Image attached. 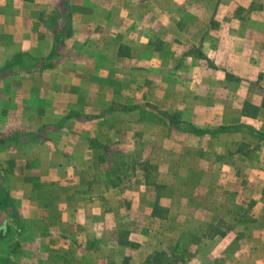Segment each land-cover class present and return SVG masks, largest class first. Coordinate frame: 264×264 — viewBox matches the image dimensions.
<instances>
[{"label":"crops","instance_id":"0c3cea01","mask_svg":"<svg viewBox=\"0 0 264 264\" xmlns=\"http://www.w3.org/2000/svg\"><path fill=\"white\" fill-rule=\"evenodd\" d=\"M127 1L72 0L70 31L62 36V28L54 32L41 20L43 14L50 13V3L59 2L0 0V78L12 76L20 80L16 99L22 102L14 110L18 112L14 116L19 127L32 121L28 132L40 148L31 158L27 153V165L7 166L12 176L11 195L5 188L4 173L0 172V264H121L126 254L133 253L136 257V251L141 249L142 260L151 250L159 248L145 243L156 231L148 218L158 219L152 217V207L148 208L156 196L152 185L143 175L135 176L127 168L118 181L111 177L103 179L105 162L100 156H93L107 146L109 152L114 146L132 147L149 131L164 134L166 127L160 116L149 114L142 119L132 110L138 101L114 89L115 80L120 81L122 90L133 87L135 72L145 75L155 69L164 74L170 72L166 69L168 65L163 64L164 58L160 60L162 52L150 44L154 39L176 43L178 49L173 58L185 52L180 45L186 38L193 43L203 40V53L225 70V78L228 74L236 76L237 83L226 80V85L232 87L235 83L241 90L236 115L225 110L221 118L264 134V0L246 3L223 0L213 7L206 3L197 8L205 12L192 20L193 31L189 35L178 24L179 3H172L176 18H167L165 4L158 0ZM211 8L216 11L214 19L220 26L215 32L211 29L212 19L203 17L211 14ZM166 27L172 29L171 34L165 33ZM214 43H217L215 50ZM16 58L29 64L47 60L48 64L31 70H5L7 63ZM110 58L112 63L107 60ZM172 63L174 72L181 68L176 61ZM198 64L196 58L189 56L182 63L184 69L176 72L196 73L200 70ZM81 67L88 71L87 77L83 78ZM251 80L256 82L255 88ZM167 83L166 78L159 80V89L169 86ZM208 84L212 85L210 81ZM246 104L258 107V113L244 114ZM23 105L28 107V115ZM212 110L210 107L204 111V121L213 119ZM183 119L196 121L194 115L186 113ZM149 121L153 124L149 125ZM44 122H55V126L48 127ZM228 133L178 134L181 138L178 147L191 148L188 160L184 151L178 154L177 145L171 147L173 150L166 148L167 140L162 135L157 154L164 162L168 161L164 159L166 154L173 155L177 163L170 165L176 184L184 186L189 180H195L196 185L200 180L208 182L204 198L197 200L194 191L190 193L188 201L207 206L198 207L195 216L194 210H188L189 218L210 223L220 219L232 221L241 216L238 210L250 203L251 214L247 215L251 219L236 220V232L230 230L222 236L219 262L264 264V170H259L264 166V157L250 155L242 145V141L247 145L255 139L264 144V139L250 130L248 139L238 136L234 139L238 143H228ZM54 136L60 139L45 142ZM183 138L195 145H185ZM32 159L36 161L34 165ZM195 165L198 169L206 167V171L192 174ZM243 165H251L250 176L238 172ZM182 166L190 171L189 175L175 174ZM101 185L103 189L99 188ZM202 187L194 190L198 193ZM217 189L220 194H216ZM139 202L145 203L143 209L134 208ZM177 208H171L173 218L181 217ZM128 226L134 227L130 228L129 240L141 244L135 251L118 240V233ZM157 229L164 231L161 226Z\"/></svg>","mask_w":264,"mask_h":264},{"label":"rangeland","instance_id":"374dc122","mask_svg":"<svg viewBox=\"0 0 264 264\" xmlns=\"http://www.w3.org/2000/svg\"><path fill=\"white\" fill-rule=\"evenodd\" d=\"M158 1L165 4L164 16L167 18H176L177 13L172 9V3H179L180 19L178 20V24L189 35L193 31L192 23L194 19L199 18L201 14H204L205 12L204 10L197 8L204 6L206 3L212 5L211 7H213L214 4L223 0ZM224 1L246 3L248 0ZM52 2H59V4L56 5L50 3V13L47 15L43 14L41 20L43 24L46 23L48 25L47 27L54 32L59 31V29L62 28L61 33L62 36H64L70 31V26L68 23L70 22V16L72 14L70 8L72 0H63L62 2L60 0H52ZM125 3H129V1L125 0ZM147 11L148 10H146L145 13H148ZM215 12L216 11L211 8V14L203 15V17L205 16L212 19L211 29L214 32L220 27L217 20L214 19ZM246 15H248V12ZM150 16L151 14L149 17ZM165 33L171 34L172 29L166 27ZM62 36L60 37L61 39L58 41V44L61 42ZM151 43H153V48L162 52L163 57H160V60L164 58L163 64L168 65L166 69H168L170 72L164 74L162 70L158 71L156 69L152 71L151 74L147 75L142 72H135L132 75L133 87L122 90L120 81L115 80L114 89L118 90L117 92H125L126 96L130 97L129 99H133L135 102L138 101V104H135L132 110L133 112H136L137 115L141 116L142 119H144L149 114L160 116V118L163 120L164 126L166 127L164 134L160 133L158 135L156 134V131H149V134L146 136L142 134L143 139L141 138L140 141H136L132 147L130 146L127 148L123 146H114V148H110L109 152V146H107L101 150L102 152L100 154L95 153V155H93L100 156L102 158V162H105L103 165L106 170L103 171L101 178L109 179V177H111V179L118 181L123 173L124 168H127V171L133 173L135 176L143 175L146 179V182L152 185L151 189L154 191V193H156L153 201L150 200L148 208L150 209V207H152V217H158V219H151L149 217L148 221L150 225L153 226V230H156L157 232L155 231L154 233L150 234L145 243H150L149 246L151 247L154 245H159V248L151 250L148 255H146L141 260L142 250L139 248L141 244L135 240H129L128 237L130 228L134 227L128 226L129 229L127 227L126 229L123 228V230H121L117 235L119 242L124 246H127L128 249L132 251H135L137 248L140 250L136 251L138 252L136 257H134L135 254L133 255V253L132 255L126 254L121 264H125V259H127L130 264H141L150 255L162 250L166 251L167 254L162 257L164 259L159 264H220L219 260L222 250V236H225L228 232H230V230L236 232V220L239 219L241 222H248L251 219V215H247V213H250V203L246 202L245 205L242 206L237 212L238 215L241 216L232 221L220 219L216 223H210L195 218H189L187 216L189 215L188 210H194L192 212L195 216L196 211L199 209L198 207L204 206V208H206L207 206V203L188 201L190 193L194 191L195 198H198L197 200L204 198L206 190L205 186L208 184V182L205 180H200L198 181L200 184L196 185L194 182L195 180H189L184 182V186L176 184V179L173 178L174 172L172 171V165L170 164L172 162L176 164L177 162L172 159V154L165 155L164 159L168 161H160V156L157 154V143L160 141L159 136L165 135V139L168 142L167 143L164 141L166 144L165 147L171 148L174 144L177 145L175 149L178 151V154L184 151L183 156L185 157V160H188V157H190L189 149L191 148L181 149L178 147L181 139L179 138L180 136H178V134L181 133L184 135L188 133H184V125L177 124L176 121L181 122L184 120L183 116L186 113L194 115V118H196L195 123L198 127L209 129L210 131L217 129L222 125L237 126V124H231L221 117L224 115L225 110L228 111L229 115H236L238 112V96H240L241 90L240 88H237L235 84L237 83L236 76L228 74L226 75V79L224 76L225 73L223 72L225 70L222 69L219 64L214 62V60L211 61V59L205 56L203 53V45L205 46L203 40L193 43L190 38H186V41L181 42L180 45L181 51L185 50V52L179 56H175V58H173L175 55L173 53L174 51L177 52L178 49L176 43L160 38L152 40L150 44ZM216 46L217 43H214L213 49L216 48ZM85 51L87 52V46ZM189 56H193V58L197 59L200 70L192 74L188 72H176L180 71V69H184L182 63ZM107 60H109L111 63L113 62L112 58ZM173 60L176 61L181 67L180 69L176 68L175 72L170 67V65L173 64ZM8 63L10 65L7 69H32L40 65L43 66L44 62L29 64L28 62L23 61V59L16 58L15 60L11 59ZM79 70L84 74L82 75L83 78L87 77L88 71L84 70L82 67ZM162 78H166L168 81L167 84L169 86H163L159 89L158 81H161ZM25 80L28 82V76ZM226 80L229 82L235 81V83L232 87H229L228 84L226 85ZM138 81H142V83H139ZM209 81L212 84L211 86L208 84ZM19 82L20 80L18 78H14L12 76L0 78V172L4 173L3 177L6 181L5 188L8 189L9 195H11L10 191H12V176L10 174L9 167L7 166L27 165L25 161V159H27V153L31 158L36 156L38 149H40L37 146L36 141L33 140L32 133L28 132L32 129V121L30 123H22L19 127V123L16 122V117L14 116L16 113H18L14 110L17 109L19 106L18 104L22 102V100L19 101L16 99L18 97L19 88L17 85ZM254 83L256 82L251 80L250 84H252V88H255L253 87ZM256 89L258 90V86ZM36 93H34L35 96ZM189 103L192 105H189ZM173 104H178V107L173 108ZM183 106L184 109H182ZM210 107L213 109V119L211 121H204V111L208 110ZM27 108L28 107L24 105L22 106V109L25 110L26 114L28 113ZM160 110L169 112L175 122L171 121V123L168 124L160 114ZM85 114L88 113L85 112ZM44 123L50 127L55 126V122ZM148 123L149 125L153 124L152 121H149ZM225 132H229L228 136L230 138H226L228 139V143H238L239 141L234 140L238 136L246 139L251 136L250 129L248 130V128L244 126H239L237 129L226 130ZM58 135L61 136L62 134L59 133ZM59 139L60 138L54 136V138H48L45 142L48 144L49 141ZM183 139L186 143L185 145L189 147H193L195 145L194 142L189 141L188 138ZM21 142H23V145H25L23 146ZM245 143L246 142L242 141V145H244L243 149H247L246 151L249 154L252 153L255 156L264 157V144H261L256 139L252 140L247 145H245ZM33 145H36V148H34ZM250 146L252 148H250ZM171 150H173V148H171ZM229 152H232L231 148H229ZM84 157L87 160L88 157L86 154ZM33 160L34 159H32L31 165L36 163V161ZM158 160L160 162H158ZM180 164L181 163H179V165ZM198 168L199 166L195 165L194 170L191 169V173L200 175L202 172L206 171V167L201 169ZM251 169V165H243L240 167V169H238V172L240 174L244 173L245 176H250V174H252ZM259 170H264V166H260ZM234 171L235 169L231 173H234ZM178 172H184L185 175L190 174V171H185L183 166L179 167L175 174ZM182 176L183 175H181V177ZM219 183L220 182H218V186ZM201 185L204 187L199 189L197 193V190H194V188H199ZM99 188L103 189V185H101ZM213 193H215V191ZM216 194H220L219 189H217ZM178 198H182V200H174ZM144 206V202H139L134 208L140 207V209H143ZM173 206L176 208L178 207L177 210H179L181 217L173 218L171 216V208ZM142 221H144V219L138 221V228H140ZM158 226L164 228V231L158 230ZM125 241H129L135 245L133 246L132 244H127ZM137 261L139 262L137 263Z\"/></svg>","mask_w":264,"mask_h":264},{"label":"trees","instance_id":"16d2710c","mask_svg":"<svg viewBox=\"0 0 264 264\" xmlns=\"http://www.w3.org/2000/svg\"><path fill=\"white\" fill-rule=\"evenodd\" d=\"M60 41V39L58 40ZM57 43V42H56ZM122 50L124 48V45H122ZM43 66H46L48 63H47V60H44L43 61ZM9 63H7V66H5V70H7V68L9 67ZM36 68V67H34ZM26 70H31V69H26ZM160 114L163 116V118L165 119V121L170 124L171 121L175 122L173 119H172V116L170 115L169 112H166V111H162L160 110L159 111ZM258 113V107H256L255 105H251V104H246L245 107H244V114L246 115H250V116H253V115H256ZM177 124H183L184 125V130L185 132H188V133H192L194 135H198V136H202V135H206V134H211V135H218L222 132H225L226 130H231V129H237L239 128V126H233V125H229V126H220L218 127L217 129H214V130H209V129H203L201 127H198L197 125H195L194 123L192 122H189V121H185V120H182L181 122H177ZM250 130H252L255 134L259 135L262 139H264V134L263 133H260L259 131L255 130V129H252L251 127H248ZM224 234V233H223ZM126 242V241H125ZM127 244H132L133 246L135 244L127 241L126 242ZM167 252L162 250V251H158L156 253H154L153 255H150L144 262H142L141 264H159L162 262V260L164 258H162L164 255H166ZM125 264H130L127 259H125Z\"/></svg>","mask_w":264,"mask_h":264}]
</instances>
